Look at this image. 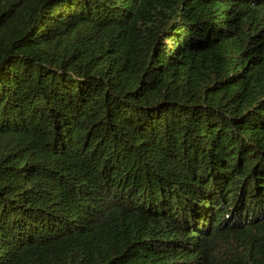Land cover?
Listing matches in <instances>:
<instances>
[{
    "label": "trees",
    "instance_id": "1",
    "mask_svg": "<svg viewBox=\"0 0 264 264\" xmlns=\"http://www.w3.org/2000/svg\"><path fill=\"white\" fill-rule=\"evenodd\" d=\"M0 264H264V0H0Z\"/></svg>",
    "mask_w": 264,
    "mask_h": 264
}]
</instances>
